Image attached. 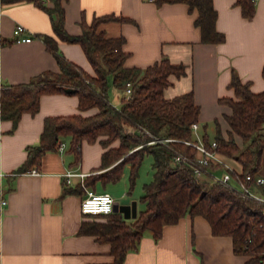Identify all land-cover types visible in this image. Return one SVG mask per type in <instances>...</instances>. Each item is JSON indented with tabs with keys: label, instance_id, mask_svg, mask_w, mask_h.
Masks as SVG:
<instances>
[{
	"label": "crops",
	"instance_id": "0c3cea01",
	"mask_svg": "<svg viewBox=\"0 0 264 264\" xmlns=\"http://www.w3.org/2000/svg\"><path fill=\"white\" fill-rule=\"evenodd\" d=\"M46 1L52 5L51 0ZM213 1L218 10L217 28L226 35L218 43L201 41V29L195 23L199 12L190 10L185 2L66 0V28L71 34H80L83 19L91 22L95 16L108 13L127 17L128 20H109L99 26L108 37L125 38L123 48L128 56L124 65L146 67L164 55L173 63H184L186 74L170 75L165 96L172 98L192 90L201 108V129L215 119L221 123L222 118L228 135L225 114L232 109L220 103L219 98L235 95L229 85L233 73L250 81L252 90H264V0H256V14L251 18L243 16L238 0ZM18 24L32 36L30 41L17 39L14 29ZM43 34L56 37L66 58L95 75L82 45L59 38L45 8L34 1L0 0V85L28 82L44 70H60ZM111 86H115L112 76ZM110 100L120 105L121 99ZM79 102L76 93L42 94L39 110L24 112L14 126L11 119L1 116L0 93V264H101L114 260L109 242L100 241L93 234H81L79 229L84 219H91L81 210L87 190L112 193L116 182L97 178L89 185L85 179L83 185L80 177L75 176L68 184L63 174L67 169H78L95 176L111 168L116 162L101 167L106 147L99 140H84L82 159L76 163L75 154L69 150L70 137H63V150L47 151L40 165L16 171L26 161L28 147L39 143L46 117L87 116L99 111V107L82 110ZM237 141L242 142L241 137L237 136ZM118 144L116 140L112 146ZM227 160L242 172L240 162L229 156ZM32 168L41 173L29 172ZM129 173L127 164L122 177L129 178ZM77 184L82 188H76ZM124 198L120 204L131 203L127 195ZM247 258L234 251L232 236L215 235L205 217L187 214L177 223L165 225L158 239L146 232L138 249L127 253L124 264H248Z\"/></svg>",
	"mask_w": 264,
	"mask_h": 264
},
{
	"label": "trees",
	"instance_id": "16d2710c",
	"mask_svg": "<svg viewBox=\"0 0 264 264\" xmlns=\"http://www.w3.org/2000/svg\"><path fill=\"white\" fill-rule=\"evenodd\" d=\"M15 2L22 0H4ZM34 1L52 16L56 35L68 42H77L84 48L94 70L92 75L84 67L66 58L59 49L58 39L43 34L46 47L55 55L59 71L44 70L30 81L0 85L1 116L11 119L17 126L24 112L35 113L40 108V98L45 93H76L82 110L99 107L91 115L71 114L45 118L44 130L38 144L28 147L26 161L16 170L26 171L40 165L47 151L57 150L63 137H70L69 150L75 154V162L82 159L84 140H99L106 150L102 156L104 172L88 176L86 183L95 179L103 182H117L122 178L124 168L130 165V190L135 186L139 170L146 154L153 155V178L144 184L141 200L146 207L138 211L131 221L121 211L109 214H87L79 232L93 234L97 239L111 244L114 260L111 263L124 264L129 251L138 249L146 232L158 239L164 226L177 223L183 216L205 217L215 235H230L237 254L246 255L248 264H264V200L245 197L238 190L237 179L247 174L263 175L264 156V90L254 91L250 81H243L234 72L230 87L234 96L219 98L220 103L229 105L231 112L225 114L229 124L227 137L221 123L215 119L216 150L236 159L242 165V172L232 170L233 181L225 184L207 176L198 177L189 162L174 163L177 153L193 157L197 149L185 143L194 137L192 123L199 122L201 108L196 103L194 92L188 91L168 98L165 88L171 83L170 75L186 74L184 63H173L164 55L160 60L146 67H127L124 61L128 52L124 50L125 38L108 37L99 26L109 20H128L127 17L108 13L95 16L91 22L81 21L82 32L71 34L66 28V0ZM185 2L190 10L199 14L195 23L201 29V41L218 43L226 39L217 28L218 10L213 0H155ZM242 14L253 17L256 14V0H238ZM264 76V66L262 70ZM110 76L116 87L123 91L120 105H114L109 96ZM132 83L129 97L125 90ZM66 86L76 88L75 92L65 90ZM241 137L242 143L237 141ZM206 143L210 138L203 133ZM172 138V140H166ZM119 140L117 146L112 144ZM221 168L212 164V169ZM76 188H82L80 184ZM253 188L264 196V184ZM73 190V189H72ZM76 190V189H75ZM74 191V190H73ZM66 192H70L66 188Z\"/></svg>",
	"mask_w": 264,
	"mask_h": 264
},
{
	"label": "built area",
	"instance_id": "2783aa9c",
	"mask_svg": "<svg viewBox=\"0 0 264 264\" xmlns=\"http://www.w3.org/2000/svg\"><path fill=\"white\" fill-rule=\"evenodd\" d=\"M25 30L26 29L22 24L16 25L14 34L18 40L30 41L32 39V36L30 34H26ZM131 92L132 83L128 82L125 90L126 96L129 97ZM191 128L194 137L192 139L185 140L184 142L197 149L196 155L190 157L185 153H177L173 162H189L193 165L196 176L202 177L208 174L209 176L213 177L212 180L214 181L218 180L225 184H230V182L234 179L232 170L236 169L227 160V155L215 149L217 146L215 139L211 140L209 145L206 143L203 134L200 133L201 127L198 121L192 123ZM166 140H172V138H167ZM65 146V142L61 141L59 144V149L63 150ZM212 164H219L221 167H223L225 169L223 175H217L215 170L212 169ZM29 172L34 174L41 173L38 168H32L29 170ZM63 174L68 184L72 182L73 177L79 176L83 185H85V179L89 175V173L79 171L78 169H67ZM237 184L238 190L243 196L264 200V196H262L253 188V184H264L263 175H253L249 173L244 178H238ZM115 201V197L110 192H96L93 190H87V194L84 196L81 202V210L84 214H109L114 212ZM2 203L4 204L6 201L3 200Z\"/></svg>",
	"mask_w": 264,
	"mask_h": 264
},
{
	"label": "rangeland",
	"instance_id": "374dc122",
	"mask_svg": "<svg viewBox=\"0 0 264 264\" xmlns=\"http://www.w3.org/2000/svg\"><path fill=\"white\" fill-rule=\"evenodd\" d=\"M123 91L119 89L116 86H111L110 88V97L111 99H116L120 101L121 95ZM221 124L223 128V134L227 137L225 128H226V122L222 120L221 118ZM207 131L211 139L215 138L216 135V123L215 121H210L206 126H202V129L200 130V133H204L203 131ZM264 131V130H263ZM242 142H240L241 144ZM152 162H153V155L152 154H146L145 158L143 160V163L139 170V176L136 180L135 186L130 190V184H129V178L122 177L119 181L116 182L115 186L112 188V194L114 196H117L116 200L123 202L126 199L124 198V195H127L128 198H131V202L136 200L138 204V208L142 209L146 207V204L141 200V196L144 194V184L151 181L153 178V168H152ZM225 172V169L223 167L216 169L215 173L217 175H223ZM261 172L264 173V156H263V167L261 169ZM208 178L212 179V176H207Z\"/></svg>",
	"mask_w": 264,
	"mask_h": 264
},
{
	"label": "water",
	"instance_id": "95a60500",
	"mask_svg": "<svg viewBox=\"0 0 264 264\" xmlns=\"http://www.w3.org/2000/svg\"><path fill=\"white\" fill-rule=\"evenodd\" d=\"M65 90L68 92H75L76 88L66 86ZM114 211H121L126 218L136 217L138 215V204L134 200L130 204H120L118 200L115 201Z\"/></svg>",
	"mask_w": 264,
	"mask_h": 264
}]
</instances>
